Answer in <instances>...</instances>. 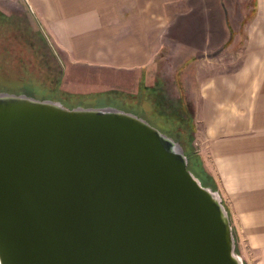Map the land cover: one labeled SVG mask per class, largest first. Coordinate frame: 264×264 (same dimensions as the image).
Listing matches in <instances>:
<instances>
[{
    "label": "water",
    "instance_id": "95a60500",
    "mask_svg": "<svg viewBox=\"0 0 264 264\" xmlns=\"http://www.w3.org/2000/svg\"><path fill=\"white\" fill-rule=\"evenodd\" d=\"M188 162L136 112L0 91V264H245Z\"/></svg>",
    "mask_w": 264,
    "mask_h": 264
},
{
    "label": "crops",
    "instance_id": "0c3cea01",
    "mask_svg": "<svg viewBox=\"0 0 264 264\" xmlns=\"http://www.w3.org/2000/svg\"><path fill=\"white\" fill-rule=\"evenodd\" d=\"M184 1L24 0L68 72L82 71L88 84L132 72L152 88L159 62L178 65L240 253L264 264V0L249 17L238 0H207L217 9L211 25L179 29L171 9Z\"/></svg>",
    "mask_w": 264,
    "mask_h": 264
},
{
    "label": "rangeland",
    "instance_id": "374dc122",
    "mask_svg": "<svg viewBox=\"0 0 264 264\" xmlns=\"http://www.w3.org/2000/svg\"><path fill=\"white\" fill-rule=\"evenodd\" d=\"M237 3L240 12L248 9L249 17L255 0H238ZM213 6H209L207 0L178 3L171 9L172 23L179 29L189 24L209 26L213 21L212 14L217 10ZM214 17L218 23L216 15ZM174 33L177 34V30ZM68 71L64 52L47 42L24 0H0V89L16 93L27 90L39 98L60 97L67 106H115L145 114L180 139L187 152L188 164L206 184L215 183L206 154L201 150L203 144L193 118L194 105L181 87V69L177 64L159 62L152 75V88L142 84L141 87L139 76L132 72L109 80H94L98 83L91 85L82 71H75V76ZM94 85L100 88L93 90ZM236 245L240 252L237 239ZM244 261L250 264L245 258Z\"/></svg>",
    "mask_w": 264,
    "mask_h": 264
},
{
    "label": "trees",
    "instance_id": "16d2710c",
    "mask_svg": "<svg viewBox=\"0 0 264 264\" xmlns=\"http://www.w3.org/2000/svg\"><path fill=\"white\" fill-rule=\"evenodd\" d=\"M143 87H147L146 85H143ZM3 90H6V89H0V91H3ZM17 93H20V92H17ZM25 93H28V94H30V95H36V94H34V93H31L30 91H27V90H25ZM50 97H40V98H52V99H58V100H60V101H62L63 103H65V101L62 99V98H54V97H51V95H49ZM71 106H73V105H71ZM136 113H138L139 115H141V116H143V117H145L147 120H149L152 124H154L155 126H157L158 128H160L162 131H164V132H166V133H168V134H170V135H172L176 140H178L181 144H182V142L180 141V139H178L177 138V136L176 135H174V134H172V133H170V132H167L166 130H164L161 126H159L158 124H156V123H154L150 118H148L147 116H145V114H142V113H140V112H137V111H135ZM182 146H183V148H184V145L182 144ZM184 150H185V148H184ZM186 152V151H185ZM186 154H187V152H186ZM188 167L198 176V177H200V179H201V176H199V174H197L191 167H190V165L188 164ZM202 180V179H201ZM202 182H203V184H205V185H210V184H206L203 180H202ZM210 186H212V185H210ZM213 187V186H212ZM214 188V187H213Z\"/></svg>",
    "mask_w": 264,
    "mask_h": 264
}]
</instances>
